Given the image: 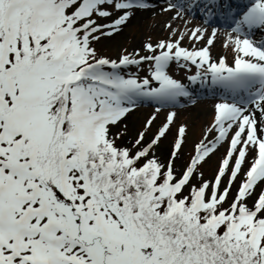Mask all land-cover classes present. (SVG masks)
Instances as JSON below:
<instances>
[{"label": "snow or ice", "instance_id": "1", "mask_svg": "<svg viewBox=\"0 0 264 264\" xmlns=\"http://www.w3.org/2000/svg\"><path fill=\"white\" fill-rule=\"evenodd\" d=\"M157 7L0 0V264H264V0H163L167 37L98 50Z\"/></svg>", "mask_w": 264, "mask_h": 264}, {"label": "rangeland", "instance_id": "2", "mask_svg": "<svg viewBox=\"0 0 264 264\" xmlns=\"http://www.w3.org/2000/svg\"><path fill=\"white\" fill-rule=\"evenodd\" d=\"M156 3L158 7L152 10L155 12L154 16L151 13H144L143 17L138 22L129 24V26L126 27L119 35L102 39L97 45L98 50L106 56L116 57L122 50L133 51L135 48H140L144 42H156L158 39L167 37L169 32L164 28V25L170 22L172 13L160 11V6L163 5V0H156ZM196 23H198V21H193L192 24L188 25V27L191 28ZM172 24L173 27H176L179 30H183L184 28V23L181 20L173 21ZM178 34L179 33H177V35ZM174 38L175 37H173V39ZM222 40V35L216 38L215 46L212 48V53L214 56L227 55L230 59V53L222 47ZM182 44L183 46L189 45L187 37L184 38ZM184 75V70L181 69L177 73V78H182ZM212 103L213 100L207 96V93H205L202 98L197 100L195 106L177 109L179 113L176 117L177 125L183 122L186 128V137L183 145V151L181 153V160L177 161V167L189 160L190 156L193 154L195 143L205 138L204 130L211 120ZM203 109H208L209 111ZM151 111V108L141 109V111L137 114V121L135 125L137 128L140 127V119ZM162 119L163 113L156 123L159 124ZM177 125H173V129H175ZM154 130L155 129H153V131ZM211 138L212 137L210 135L207 137V139ZM171 140L172 136L170 134L167 140L161 141V147L164 146L165 151L162 155H157L160 156L162 160L166 159L168 156L167 145ZM218 155L219 153H217V156ZM217 156H212L207 163L202 165L201 170L203 171L205 178H209L214 174V166L216 164Z\"/></svg>", "mask_w": 264, "mask_h": 264}, {"label": "bare ground", "instance_id": "3", "mask_svg": "<svg viewBox=\"0 0 264 264\" xmlns=\"http://www.w3.org/2000/svg\"><path fill=\"white\" fill-rule=\"evenodd\" d=\"M203 110H207V111H209L208 109H203ZM164 151H165V148H164V146H162L161 148H159L158 150H157V154H163L164 153Z\"/></svg>", "mask_w": 264, "mask_h": 264}]
</instances>
